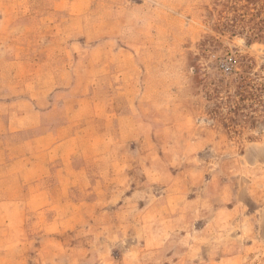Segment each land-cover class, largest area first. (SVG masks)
I'll list each match as a JSON object with an SVG mask.
<instances>
[{"label": "rangeland", "instance_id": "rangeland-1", "mask_svg": "<svg viewBox=\"0 0 264 264\" xmlns=\"http://www.w3.org/2000/svg\"><path fill=\"white\" fill-rule=\"evenodd\" d=\"M0 228V264H264V0H0Z\"/></svg>", "mask_w": 264, "mask_h": 264}, {"label": "crops", "instance_id": "crops-1", "mask_svg": "<svg viewBox=\"0 0 264 264\" xmlns=\"http://www.w3.org/2000/svg\"><path fill=\"white\" fill-rule=\"evenodd\" d=\"M13 138H16V136L15 135H7L1 141H4V142H13L14 141ZM32 199H33V196L30 199L31 200L30 203H28L29 205H32L33 204ZM47 202H48V204H50V201L48 199H47ZM3 221H4V226L3 227L6 229V226H9V225L6 224V220H3ZM4 231L5 230L2 231V228H0V240L4 238L3 237L4 236Z\"/></svg>", "mask_w": 264, "mask_h": 264}]
</instances>
